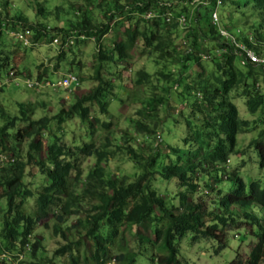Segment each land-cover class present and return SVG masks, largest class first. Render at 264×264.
<instances>
[{
	"label": "trees",
	"instance_id": "obj_1",
	"mask_svg": "<svg viewBox=\"0 0 264 264\" xmlns=\"http://www.w3.org/2000/svg\"><path fill=\"white\" fill-rule=\"evenodd\" d=\"M218 1L132 0L130 5L127 0H83L81 4L71 2L68 11H50L36 0L35 22L16 10L9 0L0 3V93H10V86L22 89L21 92H47V88L37 86L53 80L35 47L41 42L50 45L54 35L63 36L64 41L79 35L95 37L100 45L88 79L93 87L70 110L35 119L39 107L21 100L17 102L16 116L0 109L5 120L0 126V159L7 156L0 165V264H46L43 255L38 256L41 244L31 240V235L51 215L57 222L54 233L67 241L54 256L69 254L71 264H107L112 259L117 264H138L144 257L149 264H183L185 240L213 241L220 253L228 246L227 233L239 228H248V235L255 237L256 244L246 259L237 257L229 264L264 262V184L260 178L245 182L240 177V167H232L229 161L230 156L247 154L252 146L259 167H264V66L247 59L238 47L242 45L256 55L264 53V0H220L223 14H219V22L214 25L212 14ZM73 13L81 17L69 18ZM148 13L153 17L145 21L143 16ZM62 21L64 28L57 27ZM122 22H128L129 29L123 32V40L117 42ZM140 24L147 27L141 31ZM222 30L229 32L230 38L223 37ZM20 34H28L31 43L21 42L17 37ZM110 34H114L111 49L105 45ZM178 40L185 42L183 51L177 49ZM138 41L156 72L150 75L145 69L140 70L135 85L156 80L161 86H155L154 93L142 101V110L138 111L141 118L133 120L135 132L125 133L112 150L109 99H117L116 95L110 98L117 87L128 88L121 73L128 72L127 62ZM85 42L77 39L76 45ZM32 51L38 55H31ZM19 53L23 54L25 64L14 67V57ZM66 58L61 52L58 60L64 62ZM175 60L178 65L173 72L169 65ZM121 63L126 66L119 71ZM194 67L199 71L195 72ZM27 80L37 89H28ZM158 89L164 95L157 93ZM172 93L174 100L169 97ZM234 93L246 100L249 114L259 119L254 128L249 121L240 119L232 103ZM164 105L171 109L185 105L176 115L178 121L170 124L172 129L185 125L187 130L176 148L172 141L167 144L163 140L164 126L174 116L164 124L154 121L152 127L145 123L147 118L157 117L158 108ZM40 106L45 109L47 105ZM74 118L81 119L79 129L86 133L79 141L72 139L66 143L64 138L70 134L68 129L74 126ZM260 127L250 147L238 146L239 135L255 133ZM172 131L169 128V136ZM101 134L104 143L96 147L95 140ZM139 135H145L144 139H136ZM39 138L45 139L44 160L35 155L41 150L42 141L36 143ZM26 141L33 142L23 154L19 146ZM9 142L12 147L8 148ZM145 142L150 143L148 157L138 152ZM119 154L132 161L137 172L110 179L102 164ZM85 158H94V167L83 178L79 162ZM39 173L44 179L35 187L34 179ZM157 175L162 181L177 183L172 202H166L155 189ZM75 185H81L77 193ZM81 209L86 210L89 218L88 251L83 242L70 241L62 230V225ZM145 222L151 226L150 240L142 237ZM133 228L137 229L133 248L126 243L119 246V238ZM111 247L120 249L117 255H110ZM25 254L26 259L38 262L23 261Z\"/></svg>",
	"mask_w": 264,
	"mask_h": 264
},
{
	"label": "rangeland",
	"instance_id": "obj_2",
	"mask_svg": "<svg viewBox=\"0 0 264 264\" xmlns=\"http://www.w3.org/2000/svg\"><path fill=\"white\" fill-rule=\"evenodd\" d=\"M4 0H0V3H2ZM11 5L15 7L16 10H21L23 12V15L28 18L30 21L35 22L37 20L36 14L38 11L37 5L35 3L36 0H9ZM39 3H41L43 6H45L50 11H55L57 8H61V10L68 11V6L70 3L78 2L81 4L83 0H38ZM174 2H178V0H174ZM127 3L131 5L132 0H127ZM77 8V6H76ZM219 14L222 16L223 14V8H219ZM81 17L80 14L73 13L69 18H75L79 19ZM145 21H149V17L144 18ZM55 23V22H53ZM52 23V25H53ZM123 24L120 26L118 30V39L117 42L120 40H123V32L128 30V22H122ZM65 22L62 21L61 23H58L57 27L64 28ZM119 27V26H118ZM147 26L144 24L139 25V29L143 31ZM135 27H133L134 29ZM114 34H110V36L107 37L106 40V46L110 47V49L113 47L112 40H113ZM8 39H11L9 36H7ZM12 44V42L10 41ZM9 44V45H11ZM177 49L180 51H183L186 49L185 42L183 40L177 41ZM13 45V44H12ZM142 47V44L138 41L136 44L132 55L130 56V59L128 60V72L123 71L121 75L123 76V79L125 81V85L128 87L126 89L118 88L115 89V91H112L110 98L113 95H116L117 99L113 97V99H109L111 102L110 107V115L109 120L112 123V127L110 129V134L113 137L114 141L111 146L112 150L115 149V145L117 144V140L121 139L125 133H134L135 128L133 126V120H137L140 117L138 114V111L142 110V101H144L146 98H149L154 93V87L158 86V88L161 85H158L156 80H152L149 83H146L143 86H136V79H137V73L145 69L146 72H148L150 75H153L156 72V66L153 64L152 60L149 59L146 54L144 55L142 53V50L140 49ZM38 53L40 54L39 59H43L45 65L49 69V76L52 77L51 80L58 79L62 77L63 74L67 72H73L75 73L79 79L81 80V86L73 91V93L69 94L65 91L61 90L58 93L55 91H47L42 94H38V92L32 91H25L21 92L22 89H16L13 87H9L11 90L10 93L5 92L4 90L0 93V109H2L4 112L9 113L12 116H16L19 113L17 102L21 100L24 103H31L34 105H37L39 109L37 110L35 119H42L45 116L48 118L54 117L60 113L62 109L64 110H70L71 106L76 105V102L81 97L87 95L90 93L93 85L91 84L88 79L92 75L93 72V64H95L96 56L98 53L99 45L95 44L93 42H85L81 43L80 45H75L72 48V51L69 49H56L51 45H44L43 42H41L40 45L35 47ZM70 48V47H68ZM64 51V53L67 55V58L64 62H60L58 60V57L60 56V51ZM67 51V52H66ZM142 53V54H141ZM31 55L36 56V51H32ZM141 55V56H140ZM14 67H20L21 65H24L25 62L22 60L24 59L23 54L19 53L16 57H14ZM61 63V64H60ZM28 65V64H27ZM59 65V68L57 66ZM177 61L175 60L172 65H169V68L171 71H175L177 67ZM125 63H121L119 65V71L125 67ZM204 67H208L206 63H203ZM195 72H198V67H194L193 69ZM114 81V79H112ZM116 85H120L119 81H116ZM170 86V84H168ZM163 86V85H162ZM162 89H158L156 92L164 95V93H161ZM173 93H175V89H173ZM170 94L169 97L171 100L175 99L174 94ZM240 93V92H239ZM235 95V96H234ZM232 96L233 100L232 103L236 106L238 109L239 117L241 120H247L249 121L254 128L255 122L258 124L260 123L259 119H256L255 116H251L248 112L247 106H246V100L240 96L238 93H234ZM122 100V102H120ZM173 102V101H172ZM46 104V108L43 109L40 105ZM184 106H177L173 107V109L169 108L167 105H164L160 108H158V116L154 118H147L145 123L152 127L154 121H157L159 124H164L167 122L170 117H173V120H171L165 127V131H163V140L164 143H169L172 141L173 146L179 147V141L182 139V136L187 134V130L185 125L184 126H174L173 129L170 126L171 123L175 124V121H178V118L176 115L180 114L181 110L184 109ZM3 114L0 116V126H3L5 123L4 118L2 117ZM91 115H93L91 113ZM102 120V119H101ZM145 120V119H144ZM93 120H91L92 122ZM103 121V120H102ZM74 123V126L76 127L73 130H69L71 128H67L65 126V130L68 129L69 133H67V137L64 138V141L66 143H71L72 139H78L80 140V137L85 135L84 130H80L79 127H81V119L74 118L72 121ZM183 122H181L182 124ZM160 126V125H159ZM19 127V126H18ZM169 128L172 131L171 135H168ZM262 129L260 127L255 133H248L247 135H239L238 136V146L243 147L246 149L249 145L251 140H253L256 135L259 133V131ZM74 131V132H73ZM98 134L99 127L97 128ZM184 133L182 135V133ZM137 133V132H136ZM107 134V133H103ZM103 134L99 135L98 140H95L96 147H100L102 143H104ZM145 135H139L136 137V139L142 140L144 139ZM39 141H42L41 143V150H39V154L35 152V155L38 156L39 160H44L47 157L46 154V145H45V139L39 138L36 143ZM33 141H26L24 144H21L19 146L20 151H22L23 154H26L27 151L30 148V145ZM11 142L8 144L11 146ZM65 144V143H64ZM150 143L145 142L144 148H139V154L143 155L144 157H148L149 155V146ZM67 145V144H66ZM184 146V145H183ZM182 146L183 149H185ZM250 147V146H249ZM14 149V147H13ZM250 150L247 151V154L243 156H230L229 161L232 162V167L238 166L240 167V177L247 183L251 182V180L259 179L262 180V183L264 184V167H259L260 164L258 162V156L254 152V148L251 146L249 148ZM166 153V151H165ZM242 161H245L242 163ZM81 168L84 172L83 178L86 176V174L94 167V158H85L80 160ZM238 163V164H237ZM103 167L106 170V174L110 179H116L121 178L124 175L131 176L134 173L137 172V169L133 166L132 161L130 162L125 155L119 154L116 156H112L110 160L106 163L102 164ZM229 165V164H228ZM230 172V170H228ZM35 172V171H33ZM44 177L42 174H37V177L34 179L35 181V187H38L40 185V181L43 180ZM223 179L226 180V177H223ZM232 180L228 182V187H231ZM155 189L163 194V197L166 199V202L173 201L171 198L174 197V194L178 191V185L176 182H166L162 181L160 176H156L155 183H154ZM74 192L77 193L81 189V185L74 186ZM210 192L209 190H207ZM178 201L175 202L177 204ZM208 207H210V204L207 202ZM34 204H31V207H33ZM85 209H87L85 207ZM76 210V209H75ZM157 211V210H156ZM86 210H80L78 213L73 214L66 223L62 225V230L64 234L69 238L70 241H81L84 243L85 251L89 250V244L86 237V228H87V222L88 217L86 215ZM158 213V211H157ZM57 224L55 218L53 215L50 216L48 220H45L41 223H39L36 228L34 229L31 240L34 239V241H37L41 244V251H39L38 256L43 255L42 261L46 264H49L48 261L53 262V264H71L69 259V254H66L62 257H55L54 254H56V251L61 249L64 245H66L67 241L64 240L61 236H57L54 233V226ZM151 226L150 223L145 222V224L141 227L142 230V237L144 239L150 240L151 238ZM239 228V230L232 229L231 232L227 233L226 236H228V246L224 249L222 252L217 253V250L219 249V246L217 243L211 241H202L200 243H189L187 240H185L182 243V261L183 264H229L232 262L235 258L240 257L246 259L249 255V252L251 248L256 244V239L252 235H248L249 229L246 228ZM123 230H121L122 232ZM137 232L136 228H133L132 230H126L124 234L119 238L120 245L124 246L125 243L132 249L135 241H134V234ZM247 234V235H244ZM240 237V238H239ZM116 247H111L109 249L110 255L115 253L118 254V251ZM94 252V251H93ZM93 252H89V255H92ZM55 257V258H54ZM90 257V256H89ZM2 257H0L1 259ZM27 256L25 254V257L23 261H26L29 263H37L35 260H28L26 259ZM38 259V258H37ZM2 260V259H1ZM141 260L145 264H149L147 261V257H144L138 261V264H142ZM1 263V262H0ZM23 263V262H22ZM12 264H18L17 262H14ZM95 264V263H93ZM111 264V263H107ZM117 264V262L115 263ZM264 264V262L262 263Z\"/></svg>",
	"mask_w": 264,
	"mask_h": 264
},
{
	"label": "clouds",
	"instance_id": "obj_3",
	"mask_svg": "<svg viewBox=\"0 0 264 264\" xmlns=\"http://www.w3.org/2000/svg\"><path fill=\"white\" fill-rule=\"evenodd\" d=\"M222 5V2L219 0L218 1V3H217V8L215 9V11L213 12V14H212V19H213V15L216 13L217 14V16H218V22H219V7ZM150 15V17H149V20L153 17L152 16V14L151 13H148V14H146L145 16H143V19L144 18H146V17H148ZM145 20V19H144ZM168 20H169V17H168ZM214 24V23H213ZM215 25V24H214ZM217 25V24H216ZM226 31V30H225ZM228 33V35H229V32H227ZM230 36V35H229ZM18 37V39L21 41V42H25V45H28V44H30L31 42H30V38H29V36H28V34H26V35H18L17 36ZM80 40V41H87V42H93V43H95V44H98L97 43V40H96V38L95 37H93V38H91V39H87V37L86 36H84V35H79L78 37H71V38H69V39H67L66 41H64V38H63V36H61V35H54V38H53V40H52V42H51V46H53L54 48H56V49H59L60 48V50L61 49H70V48H72V47H74L75 45H76V40ZM235 44L237 43V41L235 40V39H233L232 40ZM99 45V44H98ZM239 46H242V45H239ZM68 47H70V48H68ZM243 47V46H242ZM99 50H100V45H99V49H98V52H99ZM65 50H63V51H60V53L61 52H64ZM67 52V51H66ZM253 63H255V62H253ZM70 77H73L74 78V81H72V83H70V85L68 86V87H66V86H64L63 85V83L67 80V79H69ZM15 81H17V79H14ZM18 81H19V79H18ZM18 83L19 82H16V84L18 85ZM25 85L27 86V88L28 89H32V88H35L34 87V83H30V82H28V80L27 81H25ZM81 86V83H80V80H79V77L75 74V73H73V72H67V73H65V74H63L62 75V77H60V78H58V79H55L54 78V80L52 81V82H47V83H45V85H43V84H40L39 86H37V87H39V89H43V88H47V91H55V92H57L58 90L59 91H61V90H63V91H65L66 93H69V94H71V93H73V91H75L76 89H78L79 87ZM35 89H37V88H35ZM6 157L7 156H1V159H0V165H2L3 163H5V160H6ZM109 263H111V264H115L116 263V260L115 259H112Z\"/></svg>",
	"mask_w": 264,
	"mask_h": 264
},
{
	"label": "built area",
	"instance_id": "obj_4",
	"mask_svg": "<svg viewBox=\"0 0 264 264\" xmlns=\"http://www.w3.org/2000/svg\"><path fill=\"white\" fill-rule=\"evenodd\" d=\"M148 17H150V15ZM184 21H185V19L182 18L181 19V22H184ZM213 23L215 25L218 24V16H217L216 13L213 15ZM221 35L223 37H225V38H230L229 35H228V33H227V31L222 30L221 31ZM238 47L240 49H242L246 53V58L247 59L251 60L252 62H255L257 64H260V65L264 66V53L262 55H256L255 52H253L252 50H247L244 47L239 46V45H238ZM72 81H74V78L73 77H70L69 79H67L63 83V85L66 86V87H68L70 85V83H72Z\"/></svg>",
	"mask_w": 264,
	"mask_h": 264
}]
</instances>
